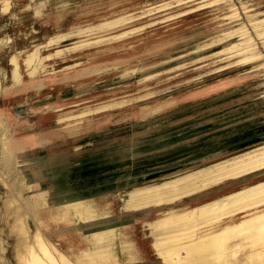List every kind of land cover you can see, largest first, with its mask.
I'll return each mask as SVG.
<instances>
[{
    "label": "rangeland",
    "instance_id": "374dc122",
    "mask_svg": "<svg viewBox=\"0 0 264 264\" xmlns=\"http://www.w3.org/2000/svg\"><path fill=\"white\" fill-rule=\"evenodd\" d=\"M175 2L176 0H19V4L26 9L25 15L30 16V48L42 43L47 35L51 38L57 29L65 32L72 23L85 30L89 26L88 30H92L100 22L113 19L119 14L141 15L166 5L172 4V7L169 11L157 12L136 22L137 26L144 28L116 42L111 41L73 53L66 52L47 59V72L41 73V81L32 84L29 91L15 96L14 93L0 91V109L6 112L13 109L11 102H6L8 95L9 101L14 100L18 104L22 100L31 99V105L36 106L31 107L30 112L39 111L37 104L40 101L44 105L41 110L46 109L47 124L54 126L57 122L60 131L66 132L63 128L65 123L76 122L85 135L96 137L100 133L111 131L132 138L134 136L131 134L136 130L144 131L152 116L155 119L165 117L168 111L181 116L200 115L205 109L202 106L211 104L213 107L222 106L224 112L226 109L232 110L229 113L232 116L224 118L222 124L225 136L227 135L224 138L227 139L221 141L228 144V153L236 150L229 153V157L264 150V23L254 25L249 18L253 14H258L257 19L264 17V0H223L209 8L195 10L183 4L173 5ZM234 12L236 16L229 17ZM166 13L174 14V17L165 20ZM239 26L243 29L236 30ZM120 29L113 31L120 32ZM228 30L238 32L216 37ZM72 41H75L74 37L67 38L58 46L50 47V50H42V54L52 53L68 46ZM201 41L206 42L200 46L198 42ZM107 48L113 49L91 57V54ZM11 62L14 64L15 59ZM138 63L144 65L143 70L136 68L132 72L122 71ZM96 65L97 71H94ZM1 79L2 76L0 81ZM6 84V79L0 83L4 89ZM105 106L107 107L102 108ZM122 117L129 119L118 125ZM64 119L66 120L63 121ZM254 137L257 139L253 140ZM133 139L128 142V147L138 140ZM250 141L253 143L249 147L239 150L244 143ZM262 179L264 172L247 182ZM238 186V183L227 184L218 191L207 192L202 198L209 199L216 193ZM3 190L0 183V203ZM0 228H4L1 219ZM3 238L5 250H0V264H14L12 239L5 235Z\"/></svg>",
    "mask_w": 264,
    "mask_h": 264
},
{
    "label": "bare ground",
    "instance_id": "6f19581e",
    "mask_svg": "<svg viewBox=\"0 0 264 264\" xmlns=\"http://www.w3.org/2000/svg\"><path fill=\"white\" fill-rule=\"evenodd\" d=\"M219 1L223 0H176L173 5L183 4L195 10L199 8H209ZM18 3L19 0H0V17L7 16ZM171 7L172 4L166 5L161 7V9L141 15L139 13L119 14L113 19L100 22L96 27L90 26L91 28L95 27L92 30H88L89 26L86 27L85 30L74 23L70 24L65 32L59 29L55 30L51 38L47 37V35L42 43L34 44L25 52L22 64L27 73L28 84L32 85L41 81V73L47 72L45 65L47 59L58 57L66 52L73 53L74 51H82V49L85 48L90 49L91 47L94 48L102 44H108L111 41L116 42V40L140 32L144 26H137V24H135L136 22L147 18L151 14L169 11ZM169 13L165 14V20H170L174 17V14ZM257 15L258 14L251 15L249 17L251 18L250 22H253L254 25L264 23V17H262V19H257ZM232 16H236V12L229 15V17ZM117 28H121V31H113ZM242 29L243 27L239 26L236 30ZM236 30L225 31L216 37L231 35ZM112 31L114 33H112ZM71 37H74L75 41H72L68 46L63 48L59 47L60 49H56L52 53L42 54V50L54 47V45ZM205 42L206 41H201L198 43L202 46ZM112 49L113 48H107L103 51L93 53L91 57ZM14 66L13 79L16 83H20L21 75L16 59ZM143 67L144 65H142V63H138L130 65L122 71L127 72L135 70L136 68H142L143 70ZM94 71H97V65L94 66ZM106 107L107 106L102 108ZM231 111V109H226L225 113ZM62 123L64 124V122ZM191 124L190 122L178 128L176 131H179V133H175V135H173L169 128L167 129L164 127V123L162 122L149 125L146 131L148 139L151 137L148 140L149 144L146 145L148 148L142 149L141 146H136L128 150L125 155L121 156V164L125 163L130 170L144 160L149 159L152 163L157 161L162 162L167 158L171 159L173 155H176L182 150H188L191 145L185 148V146H183L185 142L180 143L181 139L180 141L175 140V137L181 135L183 133L182 129L190 127ZM63 128L70 137L76 138L81 135L79 123L68 122L64 124ZM225 133L226 132L222 134L224 140L227 139L224 138L227 136H225ZM186 138H183V140ZM254 139H257V137H254L253 140ZM3 140L1 162L5 169L10 161V152L6 140ZM189 142L192 144L193 141L188 140L187 143ZM200 143H202V141L199 143L197 141V143L192 145L198 146ZM217 145L219 149L222 148L224 150V153H228V144H226L225 141H220ZM215 157L216 156H204L199 162L196 161L187 166L168 169L158 175V181L135 184L127 191L125 209L128 213L138 217L140 230L143 235L145 232H148L150 235V248L157 260V263L154 264H264V179L251 183L247 182L251 178L264 172V150L245 156L229 157L228 154V156L225 157ZM175 160L180 162L182 159ZM130 171L127 172L128 182L134 179ZM0 183L4 188L1 195L0 219L4 223L5 228V230L4 228H0L1 252L5 250L3 246V236L5 235L6 238L12 239L11 250L14 264H75L42 232L14 192L7 187L8 184L1 173ZM233 183H238L239 186L226 192L216 193L209 199L202 198V196L209 191H218L222 186ZM84 256L86 258L91 257V261L101 264L109 262L108 256L103 253H100L97 257L86 253ZM134 256L138 264H151L142 259L137 248L134 249Z\"/></svg>",
    "mask_w": 264,
    "mask_h": 264
},
{
    "label": "crops",
    "instance_id": "0c3cea01",
    "mask_svg": "<svg viewBox=\"0 0 264 264\" xmlns=\"http://www.w3.org/2000/svg\"><path fill=\"white\" fill-rule=\"evenodd\" d=\"M12 10L7 16L0 17V83L7 80L6 88L0 85V91L17 94L29 91L31 86L22 64L31 45V22L23 5L18 3ZM12 59L17 60L20 83L13 79L15 66ZM7 97L6 102H11L13 109L8 112L0 109V173L42 232L75 264H101L91 261V257L86 258L85 253L96 257L105 254L109 258L106 264H138L135 248L145 262L157 263L150 248V235L148 232L143 235L138 217L125 209L127 191L135 184L158 181V175L168 169L199 162L204 156L224 157L236 151L224 153L217 145L223 139L222 120L232 116L231 112L225 113L222 106L210 104L206 107L204 104L205 109L200 115L181 116L168 111L165 117L155 119L152 116L149 122L146 121L144 131L136 130L138 134L133 132L132 138L111 131L96 137L82 132L74 138L60 131L57 122L54 126L47 124L46 109L41 110L44 105L40 101L37 104L39 111L31 113L29 109L36 104L32 106L30 100L18 104L9 101V95ZM128 119L122 117L118 125ZM157 122L164 123L173 135L179 133L178 128L191 122L190 127L183 128V133L175 137V140L181 139L180 143L185 142V148L191 146L162 162L144 160L130 171L125 163L121 164V156L136 146L148 148L146 145L151 137L148 139L146 135L147 128ZM133 138L138 140L128 147ZM3 139L10 152L5 169L1 162ZM188 140H192V144L202 143L193 146L191 142L187 143ZM252 143H244L239 150ZM175 159L182 160L177 162ZM128 171L134 178L131 182H128Z\"/></svg>",
    "mask_w": 264,
    "mask_h": 264
}]
</instances>
